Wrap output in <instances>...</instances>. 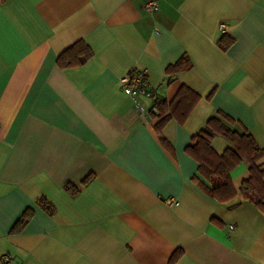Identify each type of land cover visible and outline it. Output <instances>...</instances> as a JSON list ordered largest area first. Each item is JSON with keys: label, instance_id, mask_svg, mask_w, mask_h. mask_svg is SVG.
Here are the masks:
<instances>
[{"label": "crops", "instance_id": "crops-1", "mask_svg": "<svg viewBox=\"0 0 264 264\" xmlns=\"http://www.w3.org/2000/svg\"><path fill=\"white\" fill-rule=\"evenodd\" d=\"M78 40L92 55L60 68ZM184 55L191 68L170 78ZM134 68L159 100L182 85L199 96L184 122L157 128L135 109L122 87ZM219 111L264 148V0H160L150 12L145 0H0V264H170L176 251L174 264H264V211L239 190L248 163L231 171L229 201L192 180L185 145Z\"/></svg>", "mask_w": 264, "mask_h": 264}, {"label": "trees", "instance_id": "trees-1", "mask_svg": "<svg viewBox=\"0 0 264 264\" xmlns=\"http://www.w3.org/2000/svg\"><path fill=\"white\" fill-rule=\"evenodd\" d=\"M233 42L231 36L223 35L218 44L222 49H227ZM92 50L84 41L78 40L71 46L65 48L56 59V64L60 67H73L83 64L92 55ZM192 66L191 61L185 55L177 63L170 64L166 68L170 78L178 72L188 70ZM199 100V96L186 85H182L170 101L156 100L157 113H151V117H159L155 127L164 124L168 119L174 118L178 122H184L193 110V106ZM203 129L194 134L191 140L185 145L186 153L197 161V172L192 180L203 192L215 198L219 202L229 201L236 195V189L231 183L230 173L235 166L241 162L248 163L249 175L241 181L239 187L244 199L250 201L255 207L264 211V169L261 168L259 159L264 155V148L257 145L249 131L242 127L241 132L231 128L236 121L223 111L206 120ZM223 136L229 143L221 154H218L211 146L214 136ZM162 143L168 147L163 136L160 135ZM169 148V147H168ZM93 179L89 175L83 179L82 184H87ZM66 192L72 196L79 193L77 185L69 182L64 186ZM38 205L48 213L55 211L53 205L46 198H40ZM33 215L29 208L21 213L11 231H18L23 227ZM181 251H176L170 258L169 263L174 264Z\"/></svg>", "mask_w": 264, "mask_h": 264}, {"label": "built area", "instance_id": "built-area-1", "mask_svg": "<svg viewBox=\"0 0 264 264\" xmlns=\"http://www.w3.org/2000/svg\"><path fill=\"white\" fill-rule=\"evenodd\" d=\"M160 0H145V9L150 12L157 10ZM123 90L135 99L134 107L140 114L149 115L157 113L155 101L158 100L156 91L148 86V70L146 68H134L128 72V79L122 84ZM145 96L150 98L151 105L146 108L145 105L136 97Z\"/></svg>", "mask_w": 264, "mask_h": 264}]
</instances>
